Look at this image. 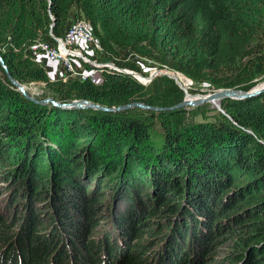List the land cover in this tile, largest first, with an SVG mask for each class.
Instances as JSON below:
<instances>
[{"label": "trees", "instance_id": "trees-1", "mask_svg": "<svg viewBox=\"0 0 264 264\" xmlns=\"http://www.w3.org/2000/svg\"><path fill=\"white\" fill-rule=\"evenodd\" d=\"M80 20L102 48L92 59L114 66L102 68L99 84L52 80L30 55L37 44L56 45L53 36L64 38ZM0 54L23 86L45 85L38 100H86L109 108L137 101L171 108L184 101L185 92L168 77L162 92L140 97L146 86L124 71L146 75L129 55L197 85L250 92L264 81V0H0ZM221 107L229 116L181 125L174 119L187 109L145 117L133 109L38 105L12 85L0 62L1 172L8 169L4 173L14 180L24 170L15 168L24 156L25 173L41 185L22 181L29 196L41 197L46 189L48 199L51 184L57 185L55 224L38 226L32 215L12 237L15 244L0 217V264H204L226 229L243 230L234 234L241 244L232 264H264V92L225 99ZM43 168L54 173L44 176ZM86 172L112 183L110 220L95 217L98 203L75 179ZM117 200L131 204L113 210ZM78 205L82 224L76 223ZM103 219L107 231L95 239ZM159 230L172 236L161 237Z\"/></svg>", "mask_w": 264, "mask_h": 264}, {"label": "rangeland", "instance_id": "rangeland-1", "mask_svg": "<svg viewBox=\"0 0 264 264\" xmlns=\"http://www.w3.org/2000/svg\"><path fill=\"white\" fill-rule=\"evenodd\" d=\"M78 46L86 48V47H84L85 44H82V43ZM30 55L32 56L33 59L39 61L40 63H41V61H43V59H46V58L50 60V58L48 57V54L42 50L41 51L40 50L32 51L30 53ZM128 57L131 60L139 63L143 72L146 75V78L141 77L142 80L141 79L140 80L143 83H145L147 90L140 97L148 96V95H154V94H158V93L162 92V89H163L162 78L164 76L156 75L151 80L150 76L152 74H155V73L160 74V71L163 70V71H166L167 73L173 75L174 78H176L178 76V74L182 75L181 73L176 72L175 70H172V69L167 68V67L160 68L159 64H157L153 61L140 59V58H138L136 56L134 57L132 55H129ZM56 63L58 64L59 70H57V68H55L54 70H52V72L49 73L48 70H47V72H48V74L52 80H55V81L62 80L63 82H65L63 79L64 75H65L63 65H61L60 62H56ZM182 76L189 81L190 85L184 86V88L187 89L188 93H190V90L198 92L197 94H192V95L206 96V95L214 93L215 91H220V90H215L213 87H211L208 84H202V85L194 84V82L192 80H190L189 78H187L184 75H182ZM263 83H264V81H263ZM24 87L26 89L27 94L31 95L34 98L42 96L44 93V90H45V85L39 84V83L28 84L27 86L24 85ZM222 101L223 100L218 101L217 106L212 104V103H205V104H202L201 106H198V107H189L187 109V113L181 114L180 116H178L174 119V123L175 124L179 123V124L183 125V124H192V123H195V122L201 121V120L214 121L215 118L219 117V115L222 113L224 115L229 116V114L227 112H225L221 107ZM136 103H141V104L147 105L141 101H137ZM147 106H149V105H147ZM132 112L134 114H140V115L145 116V117H150V115L154 116L156 114L155 111L144 110L141 108H135L132 110ZM109 113H112V112H109ZM160 125H161V122L159 120H155V127L160 128L161 127ZM2 153H5V152L3 151ZM0 156L3 157L4 154H1ZM23 157L20 159H17L18 164H17V166H15V168H17L18 166H24V170L22 173L17 175V177L14 180L12 179V177H10L8 175V173H4V172H7L8 169H5L3 172H1L3 170V168L2 169L0 168V217H1L2 221H4V223H6L7 225L10 226V230L13 231L10 234L11 238L17 236L20 233L21 229L27 223L26 220L30 219V217L32 215L39 217L40 221L38 222V224H39L38 226H40L41 224H44V223H47V224L50 223V225L52 223L55 224L54 221H56V219H57V216L56 217L54 216L55 210L51 206L52 205V203H51L52 197L55 195V194L53 195V193H55L57 190L56 182H53L51 184V186H52L51 191L52 192H50L51 194L49 195L48 199L46 198L47 197V194L45 192L46 189L44 190V192L42 190H40V192L42 194L41 197L40 196L39 197L29 196L28 194H30V193H29L27 187L26 186L21 187L22 181L23 182L28 181V182H30V184H34V185L36 184L38 187H40L41 185H39V181L37 180L36 177H34L33 181H32V179L30 178V174L25 173L26 165L23 164L24 163ZM4 160L5 159H3V161ZM25 162L27 164H29V163H31V160L25 161ZM48 170L47 169L45 170V168H43L41 170L42 175L47 176V173H48V175L49 174L51 175L52 172L54 173V170L53 171L52 170L48 171ZM62 175L65 176V174H62ZM239 178H241V180H242L243 176H240ZM28 179H31V180H28ZM75 179L78 180L79 185L81 186L83 191H85L87 194L91 193L90 195L93 196L92 200L93 201L95 200L98 203V205H96L97 209H98V207H100V208L97 210L95 217L97 216L100 219V221H102V218H104L106 220L107 219L110 220L109 216L108 215L106 216V210H107V207L112 204V202L110 203V200L112 198V190L114 187H113L112 183L109 181L108 177H105L104 179H100V177H97L96 174H92V172H91V174H88L86 172L85 175L82 174V176H78V178H75ZM246 184H248V182ZM48 186H49V184H48ZM239 186L240 185L236 183V185H234V189L238 188ZM241 187H244V184H241ZM105 188H109V189H105ZM228 189H231V188H228ZM102 191H104V192L100 195V193ZM234 195L235 194H233V196ZM249 196L250 195L248 193L246 198H248ZM44 203H46V205L48 204V206H44L43 205ZM128 204H131V203H128ZM128 204H127V202H123L122 200H119V201L117 200V201H115V204L113 206V210L115 209V206L116 207L118 206L117 209L122 212V211H124V208L127 209ZM181 208H184V207H181ZM80 211H81L80 205H78L77 206V212H75V215L77 218L76 223H78V224L79 223L82 224V222H83V218H82L83 215H80V213H81ZM181 211H178V212H181ZM19 216H21L22 221L18 222L17 218H19ZM104 219H103V225H101V226L99 225L97 228H95V230L93 231V233L91 235L95 239L99 238L103 233H105L107 231V228H104L106 226V221ZM152 223L149 225L148 228L155 229L156 225H154V224L152 225ZM64 227H65L64 225H61V227L57 226V228L58 229L60 228V230L63 229ZM195 227L197 228L196 225H195ZM50 228H53V227L49 226V228H47V231H43L41 235L47 234V232ZM102 228H104V229H102ZM173 230H176V229L173 227ZM200 232H202L203 236H205L203 231H200ZM236 232H243V230L238 229L237 231H234V232H231L228 229L224 230L222 232V234L220 235L219 239L217 240V242L215 243V245H213V247L210 250H208V252L206 254L207 260L205 261L204 264H232L231 255H233L236 252V250H237V249H235L236 245L241 244L234 235ZM122 233H120V237L122 239H124L122 237ZM159 233L161 234V237H164L165 235L167 237L172 236V233H169V231L159 230ZM175 233H176V231H175ZM66 234L67 233L64 232L65 236H66ZM173 234H174V232H173ZM145 239H146V237H144V240ZM155 239H158V237H156ZM12 241L14 242L13 238H12ZM67 242L69 244L70 243L73 244L72 239H70V240L67 239ZM142 242H144V241H142ZM130 245L133 246L132 244H130ZM64 246L65 245H63V247ZM159 248H160V246H159ZM150 249H151V252H150V254H151L153 251H155L157 249V245H153L152 247H150ZM57 251L59 252L60 249H58Z\"/></svg>", "mask_w": 264, "mask_h": 264}, {"label": "built area", "instance_id": "built-area-1", "mask_svg": "<svg viewBox=\"0 0 264 264\" xmlns=\"http://www.w3.org/2000/svg\"><path fill=\"white\" fill-rule=\"evenodd\" d=\"M53 38L56 45L50 43L37 44L33 47V51H45L50 60L60 62L65 71L63 78L65 83L78 80L99 84L103 72L99 67L105 65L106 68H114L111 64H100L97 60L92 59L95 52L102 51V48L85 20L72 23L64 38H56L54 36ZM81 43L85 44L84 47L86 48L78 46ZM87 65L92 69L88 70L86 68ZM125 72L133 73L128 70H125Z\"/></svg>", "mask_w": 264, "mask_h": 264}, {"label": "water", "instance_id": "water-1", "mask_svg": "<svg viewBox=\"0 0 264 264\" xmlns=\"http://www.w3.org/2000/svg\"><path fill=\"white\" fill-rule=\"evenodd\" d=\"M0 62L3 65L4 69L6 70L8 79L10 80L12 85L14 87H16L18 90H20L22 92V94L28 100H30V101L38 104V105H46V104L51 102L57 107L66 108V109L75 108V109H92V110H97V111H102V112H123V111H129V110H132L135 108H141L144 110H150V111H155V112H165V111H176V110H180V109H188L189 107H198V106H201L202 104H205V103H211V102L225 100V99L241 100V99L257 96V95L261 94L262 92H264V83H263V84L259 85L258 87L254 88L253 90H251L250 92L227 89V90L215 91L214 93L206 95V96H203V95L195 96V95L188 93L187 89H185L184 86L179 81H177L176 78H174L173 76H170L166 71L161 70L160 74H157V73L152 74L150 76L151 79H153V77L156 75L169 77L171 79H174L176 81V83L179 85V87L185 92L184 101L175 107L160 108V107L147 106V105H144L141 103L133 102V103L127 104L125 106L109 108V107L99 105V104H95V103H92V102H89L86 100H75L71 103H58L53 99L38 100V99L32 97L31 95L27 94L25 87L19 81L15 80L11 76V74L9 73L1 54H0ZM105 67H106L105 65H101L99 68L102 69ZM129 74L134 76L139 82H141L143 85H145V83H143L142 81H140L138 79V76L141 77L140 74H137L135 72L129 73ZM188 97H189V99L195 98V100L188 101L187 100Z\"/></svg>", "mask_w": 264, "mask_h": 264}, {"label": "bare ground", "instance_id": "bare-ground-1", "mask_svg": "<svg viewBox=\"0 0 264 264\" xmlns=\"http://www.w3.org/2000/svg\"><path fill=\"white\" fill-rule=\"evenodd\" d=\"M169 74V73H168ZM170 76H173V75H171V74H169ZM141 77H143V76H141ZM141 77L139 76L138 77V79L140 80L141 79ZM177 78V80L183 85V86H189L190 84H189V81L186 79V78H184L182 75H180V74H178V76L176 77ZM151 79V78H150ZM142 80V79H141ZM140 80V81H141ZM152 80V79H151ZM148 85V84H147ZM188 101H191V100H195V98L194 99H187ZM218 101H215V102H211L212 104H214V105H216L217 106V103Z\"/></svg>", "mask_w": 264, "mask_h": 264}, {"label": "crops", "instance_id": "crops-1", "mask_svg": "<svg viewBox=\"0 0 264 264\" xmlns=\"http://www.w3.org/2000/svg\"><path fill=\"white\" fill-rule=\"evenodd\" d=\"M41 63L46 67V69L48 70V72H52V70H54L55 68H57V70H59L58 68V64L52 60L49 59H43V61H41Z\"/></svg>", "mask_w": 264, "mask_h": 264}]
</instances>
